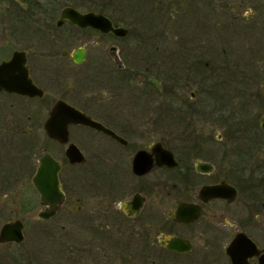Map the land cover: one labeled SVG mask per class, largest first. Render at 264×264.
<instances>
[{"label": "flooded vegetation", "instance_id": "obj_1", "mask_svg": "<svg viewBox=\"0 0 264 264\" xmlns=\"http://www.w3.org/2000/svg\"><path fill=\"white\" fill-rule=\"evenodd\" d=\"M47 1L28 0L33 8L24 11L9 6L18 11L16 33L32 37L26 30L32 24L40 36L31 44H0V222L14 220L7 215L8 194L32 189L31 200L23 194L20 201L23 207L35 203V219L49 230L53 221L81 213L101 240L115 228L119 239L129 237L130 244L122 241L128 253L143 232L147 264L158 256L177 264L224 256L233 264L231 254L238 264L244 256L246 264H258L264 252V9L256 11L260 48L257 71L249 73L242 57L228 55L230 45L215 55L214 12L225 13L227 28L241 20L237 9H229L231 0H130L143 8L132 4L129 12L120 9V0H100L96 8L63 6L101 14L112 28H122L118 33L105 31V24L79 27L67 19L57 25L63 7L55 19L54 0L52 6ZM214 2L220 8L213 9ZM200 4L213 29L210 44H161L159 73L154 71L147 21L153 24L160 15L167 38L170 21L181 20V30L186 11L201 12ZM155 77L160 89L148 87ZM154 94L159 116L152 121L147 109ZM57 107L80 111L110 132L70 123L66 141L57 140L44 128ZM72 145L80 161L70 155ZM44 156L63 193L48 218L38 216L47 206L33 182ZM71 175L83 181L72 183ZM252 243L258 255L251 253Z\"/></svg>", "mask_w": 264, "mask_h": 264}, {"label": "rangeland", "instance_id": "obj_2", "mask_svg": "<svg viewBox=\"0 0 264 264\" xmlns=\"http://www.w3.org/2000/svg\"><path fill=\"white\" fill-rule=\"evenodd\" d=\"M27 1L28 0H0V44H31L30 42H32L35 37L36 39L39 38L38 36H40V33H35V29L37 28L36 25L35 28H32V24L26 25L28 26V29L26 28V30L32 37L28 36L25 32L16 33V25L18 23L15 17H17L18 11H12L10 10V7L13 6V10L23 11L27 8L32 9L33 7L27 6ZM30 1H32L33 4L35 3V0ZM245 1L247 4L240 5L233 4L232 0L230 1L229 9H237L238 15L241 18V20H237V24L239 25H235L236 27L230 24V26H228L230 28H227L226 23L229 22L228 20L226 22L227 18L225 17V13L217 15L218 13L216 11L214 12L215 20L216 22H219L217 24L218 26L213 28L216 29L212 32L214 36L211 34L213 29L208 26L209 16L205 11L206 8H204L202 4H200L202 5L200 6L201 12H197V14L193 11L191 15L188 16L190 12L186 11V16L182 17L184 20H182V22L184 23L181 30L179 29L181 20H171L170 24H172V26H169V29L172 30H169L167 33V38L163 37L165 33L161 32L160 29L161 21H163V19L160 18V15L152 17L155 19L153 24L147 21V52H151L149 60L153 65H155L156 62H159L161 58V44L208 45L210 44V37L213 36V40L218 42V44H214L216 56H222L221 45L226 47L230 45L232 47V54L228 53V55L235 58L242 57L244 62L247 63L244 70L249 73L251 70L252 72H256L257 68L254 66V62L257 61L256 57L259 55L260 48V33L257 29L256 11L261 8L264 9V0ZM99 2L100 0H54V10H56L54 13L55 19L64 5H79L83 8H96ZM111 2L114 3L116 1L111 0ZM45 3L52 6V0H48ZM134 3L140 2L132 1L133 5ZM46 4H44V8L47 7L49 9ZM119 4H121L120 9L125 8L128 12L131 8H134V6L139 9L143 8L142 3L139 6H133L130 3V0H120ZM218 4L219 2H216L212 8H220ZM110 8L112 9V7ZM128 12H121V15L124 14V16H122L126 18L127 21H129V17L134 19V17L128 15ZM246 14H248L247 20H242L243 15ZM190 19H192L193 22H191ZM231 21H233L232 18ZM156 27L158 28L157 30ZM163 39L166 40V42H164ZM222 41H227V43L222 44ZM205 50H207V48H205ZM204 56H207V54H204ZM157 65L152 67L154 71H156ZM160 86V77H155L154 81L149 84L148 87L151 89H160ZM154 96L155 94L151 97L155 98ZM158 103L159 97L155 98L154 101L149 102L148 104L147 115L150 116L149 119L152 121L157 120L159 116ZM27 180L30 181L28 178ZM68 180L72 181V183L76 182L80 184V182L83 181V177L71 175L68 177ZM32 193L31 189V191L28 190V192H22L20 195L19 193H16L14 197H11L10 193L8 194L10 203L7 215L14 220L17 219L24 223L25 239L21 243H0V264H147V250L143 248L145 242L144 240L141 241V239L145 237L143 232L141 236L136 235V238L134 239L135 241L132 243L128 253L126 248L128 246H124L122 241L126 239L125 241L129 243V237L122 235L121 239H119V234L116 232L115 228L114 231L112 230L109 232V237L101 240L100 233L97 229H95V225L92 226L84 224V221L81 218V213L80 215L74 213L71 218L66 217L64 222H59V220L56 222L53 221L52 226L54 229L49 230L45 227V223L35 219V213L38 210V206L34 203V205L31 204V206L33 205L32 207H23V199L20 201L23 194L31 200ZM60 217L58 215V218ZM4 221L5 220H1L0 228L4 224ZM124 250H127L126 254H124ZM104 253L107 255H104ZM154 258L157 261L152 264H170L169 261L174 260L173 257L165 256L161 257V259L159 256ZM208 259L213 258H204L202 261L205 263L199 259L200 264H227L224 256L216 259V262H212ZM183 261L184 264L188 262V260ZM175 262L176 259L172 264ZM175 264H177V262Z\"/></svg>", "mask_w": 264, "mask_h": 264}, {"label": "water", "instance_id": "obj_3", "mask_svg": "<svg viewBox=\"0 0 264 264\" xmlns=\"http://www.w3.org/2000/svg\"><path fill=\"white\" fill-rule=\"evenodd\" d=\"M65 19L71 21L72 23L76 24L79 27L90 26L96 29H100L105 24L106 25V27L104 26L105 31L111 30L115 33H118L119 30H122V28H118V29L112 28L110 21L101 14L94 12L81 13L71 6L63 7L61 14L57 20V25H60ZM70 123L71 124L83 123L98 129H104L106 131H109L108 129L97 123L95 120L91 119L86 114L81 113L80 111H77L72 108L71 110L68 109L66 112H61L59 111L58 107L55 108L54 111L50 113V117L45 122L44 128L48 133V135L63 142L66 141L67 139L66 128L67 125ZM74 148H76V146L72 145L71 149H69L68 151L69 153L71 152L70 154L71 156H74L75 154L76 160L80 161L81 153L79 150L75 151ZM50 161L51 160H49L47 156H44L42 159V165L40 166L39 172L33 178V182L38 187L40 192L41 203L47 206V208H45L43 211H41L38 214L39 217H43V218H48L52 216L57 210V208L60 206L61 202L63 201V193L60 191L55 172L49 174L51 169ZM148 162H150V159L147 161V169L149 167ZM54 169H56V166L52 170ZM53 187H55V190ZM214 188L216 189L217 187L213 186L212 189L210 190L214 192ZM23 240H24L23 224L20 220L16 219L13 221H9L1 226L0 243H5L9 241H14L19 243L22 242ZM235 243L236 241H234L232 245H234ZM229 253H230V248H229ZM251 253L258 255L259 250L256 248L255 245ZM247 257L248 256L243 257L241 262L242 264H246L245 260L247 261ZM230 259L233 264H238V262H236L237 259L232 254ZM258 264H264V252L258 256Z\"/></svg>", "mask_w": 264, "mask_h": 264}]
</instances>
